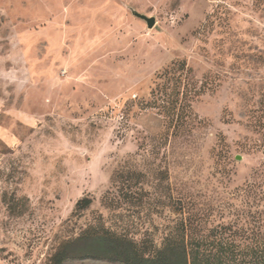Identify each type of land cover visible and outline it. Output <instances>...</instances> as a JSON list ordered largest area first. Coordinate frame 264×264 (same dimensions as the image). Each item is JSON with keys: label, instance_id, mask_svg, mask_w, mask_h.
<instances>
[{"label": "rangeland", "instance_id": "rangeland-1", "mask_svg": "<svg viewBox=\"0 0 264 264\" xmlns=\"http://www.w3.org/2000/svg\"><path fill=\"white\" fill-rule=\"evenodd\" d=\"M258 182L264 0H0V264L86 230L151 251L182 216L241 225Z\"/></svg>", "mask_w": 264, "mask_h": 264}, {"label": "trees", "instance_id": "trees-1", "mask_svg": "<svg viewBox=\"0 0 264 264\" xmlns=\"http://www.w3.org/2000/svg\"><path fill=\"white\" fill-rule=\"evenodd\" d=\"M130 176L136 178L138 174ZM117 179L112 177V184ZM127 189L125 196L133 195L132 187ZM244 192L246 198L254 200L256 211L241 225L230 222L204 228L200 218L182 216L159 248L151 251L125 235L86 230L62 242L49 262L94 259L118 264H264V192L259 182L246 185ZM103 199L111 206L119 203L115 192L106 193ZM90 205L91 200L84 198L76 203L75 210Z\"/></svg>", "mask_w": 264, "mask_h": 264}, {"label": "water", "instance_id": "water-1", "mask_svg": "<svg viewBox=\"0 0 264 264\" xmlns=\"http://www.w3.org/2000/svg\"><path fill=\"white\" fill-rule=\"evenodd\" d=\"M130 13L134 18L143 21L148 30H151L155 26V19L153 17H147L146 15L140 14L133 9H130Z\"/></svg>", "mask_w": 264, "mask_h": 264}]
</instances>
